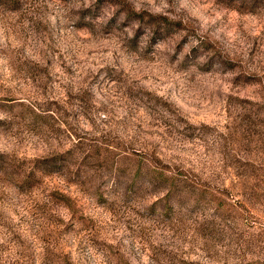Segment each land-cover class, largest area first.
<instances>
[{
	"label": "rangeland",
	"instance_id": "rangeland-1",
	"mask_svg": "<svg viewBox=\"0 0 264 264\" xmlns=\"http://www.w3.org/2000/svg\"><path fill=\"white\" fill-rule=\"evenodd\" d=\"M0 264H264V0H0Z\"/></svg>",
	"mask_w": 264,
	"mask_h": 264
}]
</instances>
